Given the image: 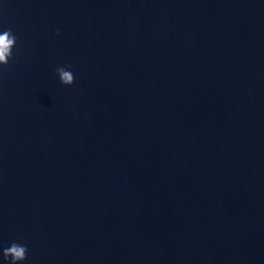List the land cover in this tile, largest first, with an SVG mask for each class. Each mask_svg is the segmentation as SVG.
Returning a JSON list of instances; mask_svg holds the SVG:
<instances>
[{"label": "water", "instance_id": "95a60500", "mask_svg": "<svg viewBox=\"0 0 264 264\" xmlns=\"http://www.w3.org/2000/svg\"><path fill=\"white\" fill-rule=\"evenodd\" d=\"M8 29L0 264H264V0H0Z\"/></svg>", "mask_w": 264, "mask_h": 264}, {"label": "clouds", "instance_id": "9594fccd", "mask_svg": "<svg viewBox=\"0 0 264 264\" xmlns=\"http://www.w3.org/2000/svg\"><path fill=\"white\" fill-rule=\"evenodd\" d=\"M59 32V29L57 30ZM16 44V37L12 30L8 29L0 34V64L7 65L9 58L12 56V49ZM60 76V80L65 85H72L75 81V76L72 71L60 66L56 69ZM28 248L26 245H21L13 242L10 247L3 249L5 259H11V264H18L27 258Z\"/></svg>", "mask_w": 264, "mask_h": 264}]
</instances>
